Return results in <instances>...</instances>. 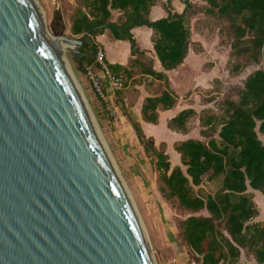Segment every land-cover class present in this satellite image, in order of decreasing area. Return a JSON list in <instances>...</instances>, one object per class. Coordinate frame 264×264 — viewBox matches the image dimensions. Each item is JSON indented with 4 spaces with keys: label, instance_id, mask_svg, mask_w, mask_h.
<instances>
[{
    "label": "trees",
    "instance_id": "1",
    "mask_svg": "<svg viewBox=\"0 0 264 264\" xmlns=\"http://www.w3.org/2000/svg\"><path fill=\"white\" fill-rule=\"evenodd\" d=\"M160 1L77 0L70 27L72 35L81 36L92 29L72 58L78 71L103 50L95 39L106 30L113 39L129 43L130 63L106 62L124 84L128 79L148 78L151 94L143 98L140 112L152 124L158 123L160 111L176 105L178 95L167 71L183 63L194 42L190 27L194 14L201 12L216 21L220 43L230 47L231 75H239L250 64H264V0H201L203 5L182 0L181 11L163 5L166 15L152 20L151 9ZM114 11L119 13L117 20L111 18ZM140 26L151 30L153 56L138 46L132 33ZM195 116L200 136L207 139L189 137L175 142L179 163L174 165L166 150L145 135L139 121L129 117V122L158 174L162 195L175 199L187 213L178 226L198 263L264 264V221L255 220L259 209L254 200V191L264 196V141L259 136L264 139V68L251 72L216 108L207 106L199 113L191 107L181 109L168 119L167 126L186 132ZM216 181L213 192L203 196L196 191ZM250 259L253 263L247 262Z\"/></svg>",
    "mask_w": 264,
    "mask_h": 264
},
{
    "label": "water",
    "instance_id": "2",
    "mask_svg": "<svg viewBox=\"0 0 264 264\" xmlns=\"http://www.w3.org/2000/svg\"><path fill=\"white\" fill-rule=\"evenodd\" d=\"M46 32L35 0H0V264H155Z\"/></svg>",
    "mask_w": 264,
    "mask_h": 264
},
{
    "label": "rangeland",
    "instance_id": "3",
    "mask_svg": "<svg viewBox=\"0 0 264 264\" xmlns=\"http://www.w3.org/2000/svg\"><path fill=\"white\" fill-rule=\"evenodd\" d=\"M35 1L40 7L46 27L52 35L68 39L82 37L81 35H72L70 29L78 8L77 0ZM191 1L197 5H203L201 0ZM163 5L169 6L171 10L175 11H181L183 8L182 0L160 1L158 6L165 12ZM118 17L119 13L114 11L112 20H117ZM190 27L194 42L190 45L183 63L176 70L170 71L168 75L170 83L178 95L175 109L186 106L195 109L207 106L216 108L226 94L242 86L245 78L255 69L264 68V64H250L239 75H231L228 71L230 47L220 43L216 21L209 15L198 12L190 18ZM137 30L138 46L148 53H152L151 46L147 41L149 28L141 27ZM105 34H108V38H110L108 30ZM74 49L77 47L75 46ZM114 51L118 55L122 54L126 59L129 54V45L125 42V44L116 46ZM102 52L104 53L103 50ZM64 53L69 70L71 69L72 78L77 82L84 99L88 102L97 134L132 203L155 264H199L195 254L183 241L178 226L179 220L187 213L177 206L175 199L169 200L162 195L159 189L158 174L154 170L151 160L145 155L129 122V117L140 119L138 118L139 109L140 105L142 106L143 97L151 94L148 78L140 76L128 79L124 88L118 93L116 92L113 102L118 107L121 118L116 124H112L97 114L96 105L87 91L84 70L78 71L72 60L78 53L67 50ZM127 60L130 63V55ZM169 115L170 112L160 111L157 124L142 121L141 126L145 135L152 139L157 148L166 150L170 162L174 165L179 163L176 158L178 154L173 148L175 142L184 136L200 137V129L194 125L193 129L186 134L174 131L167 126ZM259 136L264 141L263 137ZM202 139L207 138L203 136ZM217 187L218 182L216 181L210 185L204 184L202 188H196V191L204 196L208 191L213 192ZM257 194V201L259 205H262L264 196L259 191ZM262 211L258 214V220L264 219Z\"/></svg>",
    "mask_w": 264,
    "mask_h": 264
},
{
    "label": "built area",
    "instance_id": "4",
    "mask_svg": "<svg viewBox=\"0 0 264 264\" xmlns=\"http://www.w3.org/2000/svg\"><path fill=\"white\" fill-rule=\"evenodd\" d=\"M104 56L102 50L99 49L94 60L84 65V76L99 106V116L110 123L116 124L121 115L118 107L113 102L115 94L110 95L108 87L113 93H116L124 87V80L111 73Z\"/></svg>",
    "mask_w": 264,
    "mask_h": 264
},
{
    "label": "crops",
    "instance_id": "5",
    "mask_svg": "<svg viewBox=\"0 0 264 264\" xmlns=\"http://www.w3.org/2000/svg\"><path fill=\"white\" fill-rule=\"evenodd\" d=\"M161 8H159V6L157 5V6H154L152 9H151V12H150V15H149V17L152 19V20H154V19H158V18H161V17H163V16H165L166 14H165V12L161 9ZM141 27H145V26H140V27H136V28H134L133 30H132V33H133V35H134V37L136 38V40L139 42V36H138V28H141ZM147 30V29H146ZM148 36H147V41H148V43L150 44V46H151V42H150V35H151V30L149 29L148 30ZM110 35V34H109ZM109 36H108V34H103V35H100V36H97L96 37V42H98L101 46H102V48H103V51H104V53H105V57H106V60L108 61V62H110V63H113V62H117V63H123V64H126L127 63V58H128V55H130V52H129V54L127 55V57H126V59H124L123 58V55L122 54H116V52L114 51V48L116 47V46H118V45H120V44H125V42H127V41H124V40H116V39H113L112 37H111V35H110V38H108ZM128 43V42H127ZM128 45H129V43H128ZM151 48V50H152V46L150 47ZM141 49H143V48H141ZM153 53V54H152ZM152 53L151 52H149L148 53V51H147V54L148 55H150V56H153L154 55V52H153V50H152ZM155 66L158 68L159 66H158V64L156 63L155 64ZM169 73H170V71H167V74L169 75ZM170 77V76H169ZM86 83H87V86H88V92L90 93V95H91V97H92V100L94 101V103H95V105H96V110L98 111V109H99V106H98V104H97V102H96V100H95V96L93 95V93H92V91H91V89H90V86H89V83L86 81ZM108 92H109V94L110 95H114V94H116V93H113V91L110 89V87H108ZM146 96V95H145ZM144 96V97H145ZM143 97V98H144ZM142 103H143V101H142ZM179 104V103H178ZM177 105V104H176ZM189 107H191V106H186V107H182V108H179V109H175L176 107L174 106L172 109H169V110H164V112H170V115H169V117H168V119L169 118H171L172 116H174L178 111H180L181 109H184V108H189ZM191 108H193L197 113H199V111L202 109H195L194 107H191ZM140 110H141V105H140V109H139V117L138 118H140V119H136L135 118V120H137V121H139L140 122V124H141V122L142 121H144L143 119H142V117H141V112H140ZM145 122V121H144ZM110 123V122H109ZM191 123L193 124V126L191 127ZM113 124V123H112ZM111 125V124H110ZM194 125H196V127L197 128H199L200 130H201V128H200V126H199V123H198V117L197 116H195V117H193L190 121H189V123H188V128H187V131L186 132H182L183 134H186V133H189V131H191V129H193V127H194ZM175 131V130H174ZM200 133V132H199ZM189 137H193V138H199V137H196V136H184L181 140H184V139H187V138H189ZM201 137V136H200ZM181 140H179V141H181ZM174 146V145H173ZM175 154V153H174ZM175 156H176V154H175ZM176 158H178V161H179V156L177 157L176 156ZM257 192L258 191H254V193H255V198H254V200L256 199V205L258 206V209H259V213H260V211H262V208H263V215H264V199L262 200V205H259V203H258V201H257V197H258V194H257ZM258 213V214H259ZM264 217V216H263ZM258 215L255 217V220H258ZM263 221H264V219H263ZM242 259L243 260H246L244 257H242ZM247 262L248 263H253V260L252 259H250V260H247Z\"/></svg>",
    "mask_w": 264,
    "mask_h": 264
},
{
    "label": "bare ground",
    "instance_id": "6",
    "mask_svg": "<svg viewBox=\"0 0 264 264\" xmlns=\"http://www.w3.org/2000/svg\"><path fill=\"white\" fill-rule=\"evenodd\" d=\"M46 33H47V32H46ZM47 35H48V37H49V39H50V41H51V43H52L53 45H54V44H58V48H57V49H58V53H57V55H58V57H59V59H60L62 65H63V67H64V69H65V71H66V73H67V75H68V77H69V79H70V81H71V83H72L74 89L76 90L77 95H78L80 101H82V103L84 104V106H85V108H86V110H87V112H88V114H89V116H90V119H91L92 125L94 126V129L96 130V133H97V129H96V126H95V122H94V119H93V117H92V114L90 113V109H89L88 103H87V101L84 99V95H83V93H82V90H80L79 85H78L77 82L72 78V75H71V73H70V70H71V69L69 70V66H68L69 64H68V62L66 61V56H65V53H64L65 50L69 51V50L73 49L74 46L68 44L66 41L62 40L60 37H56V36L52 35L49 31H48Z\"/></svg>",
    "mask_w": 264,
    "mask_h": 264
}]
</instances>
